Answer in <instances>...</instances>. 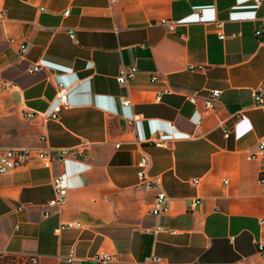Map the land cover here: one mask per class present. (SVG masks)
<instances>
[{
	"label": "crops",
	"instance_id": "crops-1",
	"mask_svg": "<svg viewBox=\"0 0 264 264\" xmlns=\"http://www.w3.org/2000/svg\"><path fill=\"white\" fill-rule=\"evenodd\" d=\"M0 10V147L79 148L87 156L71 151L62 163L32 161L0 175V253L33 255L37 264H97L98 251L113 255L108 264L150 255L168 264H264L256 246L264 244V183L257 181L264 163L248 158L264 136V113L250 106L264 82V42L254 36L261 7L252 0H0ZM161 19L180 24L170 31ZM35 64L39 71L30 72ZM122 65L138 70L126 85L116 81ZM57 83L69 102L58 120L24 118L52 109ZM164 89L171 93L155 101ZM213 89L220 96L205 113ZM237 112L246 118L234 120ZM134 113L144 116L135 131L125 122ZM157 131L163 147L145 143ZM142 155L147 173L161 177L166 215L149 214L156 190L138 186ZM58 174L66 205L43 218ZM70 221L82 228L54 232ZM157 225L165 231L145 233Z\"/></svg>",
	"mask_w": 264,
	"mask_h": 264
},
{
	"label": "built area",
	"instance_id": "built-area-1",
	"mask_svg": "<svg viewBox=\"0 0 264 264\" xmlns=\"http://www.w3.org/2000/svg\"><path fill=\"white\" fill-rule=\"evenodd\" d=\"M111 3L118 2L119 0H109ZM252 2L262 8V17L260 19V25L254 31V36L256 38H261L264 42V0H252ZM69 10H65L63 12V16H67ZM6 20V12L4 10H0V25ZM159 24L166 27L167 30H174V28L180 24L177 21L173 20H165L161 19ZM222 25L221 22L217 23V27L220 28ZM117 31V28L114 29ZM66 33L69 39L74 40L75 34L74 29L69 28L66 30ZM220 39L224 38V34L219 35ZM14 38H9V42H14ZM28 45L25 42L19 43L18 45V54L21 58H24ZM39 64H35L32 66L29 71L37 72L39 71ZM190 69H195L194 67ZM198 69V68H196ZM138 72L136 66H124L122 65L117 73L116 81L121 85H126L129 80H131L136 73ZM157 77L152 75L150 77L151 81H155ZM171 91L169 89H164L160 92H157L154 96L155 101H160L161 96L165 94H169ZM220 96V90L213 89L208 92L203 101V111L209 112L211 111L218 98ZM252 103L251 108L260 110L264 113V82L260 83L256 88H254L251 92ZM57 102L52 107V109L48 113H40V112H31L27 111L23 113V117L27 119H32L37 115H40L42 119L45 120H53L57 121L59 118V112L62 109H66L69 107V102L67 100V95L65 92V88L62 83H57V93H56ZM120 104L123 107H130L131 102L129 98H122ZM234 120H243L246 118L244 112H237L232 115ZM144 119L143 114L134 113L131 117L126 118L125 122L128 128L135 131V126L138 122ZM200 121L196 122V125H199ZM230 131L228 129L224 130L223 136L227 138L229 136ZM166 141L164 140L163 131H157L154 136L150 139L146 140L145 143L153 144L154 146L163 147L166 145ZM118 144H115V147L118 148ZM72 151L73 156L80 158L81 160H86L87 156L82 152L81 149L76 148L74 150H65L60 149L54 153L50 152L48 149H36V148H20V149H5L0 147V175L5 174L11 170L16 168L25 166L32 161H39L45 166H49L53 163H62L65 161ZM249 160L260 161L264 163V136L261 137L255 145L254 150L249 152L248 155ZM149 166V160L147 156L142 155L138 159L136 163V176L138 180V186L143 190H156L155 195L152 199L151 208L149 214L153 217H160L166 215L169 212V199L165 192L161 188L162 180L159 175L150 176L147 173V169ZM223 183H226V180H222ZM258 183H264V170L259 173ZM65 177L62 174L55 175L51 180V187L53 191V197L49 199L42 207V216L43 218H48L55 212L63 209L66 205L67 201V190L64 185ZM192 185H196L198 183L197 179H193ZM260 223L263 224L264 220L260 219ZM82 224L80 222H66L63 224H59L54 232L58 233L62 230H71V229H81ZM145 233H154V232H162L165 231V228L161 225H157L154 229H145ZM257 255L259 258H264V244L259 242L257 243ZM23 264H37V257L30 255L20 258ZM92 260L97 264H108L113 260V255L98 251L92 256ZM73 261V250L69 251V254L66 258V262L71 263ZM139 264H168L163 261L162 258L157 257L155 255H150L143 259ZM196 264V263H194Z\"/></svg>",
	"mask_w": 264,
	"mask_h": 264
},
{
	"label": "rangeland",
	"instance_id": "rangeland-1",
	"mask_svg": "<svg viewBox=\"0 0 264 264\" xmlns=\"http://www.w3.org/2000/svg\"><path fill=\"white\" fill-rule=\"evenodd\" d=\"M4 264H23L20 258L9 254L0 253V263Z\"/></svg>",
	"mask_w": 264,
	"mask_h": 264
},
{
	"label": "trees",
	"instance_id": "trees-1",
	"mask_svg": "<svg viewBox=\"0 0 264 264\" xmlns=\"http://www.w3.org/2000/svg\"><path fill=\"white\" fill-rule=\"evenodd\" d=\"M0 264H4L3 262H1Z\"/></svg>",
	"mask_w": 264,
	"mask_h": 264
}]
</instances>
